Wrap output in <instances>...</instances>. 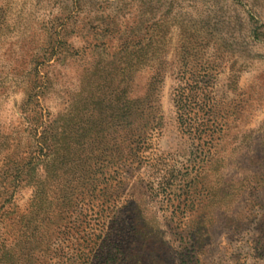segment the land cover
Returning a JSON list of instances; mask_svg holds the SVG:
<instances>
[{"label": "rangeland", "instance_id": "374dc122", "mask_svg": "<svg viewBox=\"0 0 264 264\" xmlns=\"http://www.w3.org/2000/svg\"><path fill=\"white\" fill-rule=\"evenodd\" d=\"M0 10V264H264V0Z\"/></svg>", "mask_w": 264, "mask_h": 264}, {"label": "trees", "instance_id": "16d2710c", "mask_svg": "<svg viewBox=\"0 0 264 264\" xmlns=\"http://www.w3.org/2000/svg\"><path fill=\"white\" fill-rule=\"evenodd\" d=\"M1 11V10H0ZM4 18L2 13L0 12V26L3 23ZM44 59V58H42ZM44 60L37 59L33 60L32 67L33 69L30 70L28 73L29 75L24 76L23 74L21 75L19 81L22 83H27L28 79L33 80L30 82V88L28 91H25L26 95V104H32L30 108H22L20 107V112L26 117L29 123V127H27V132L29 135V148L28 152L26 153V158H24L23 162L19 164L17 169H20V166L23 167L24 165L30 164L33 162L34 158L36 155H38V152L35 151V147H38L37 142V133H38V128L43 124V111L42 107L38 101L37 98V87L40 85L36 82V79L38 78V71H37V66L41 63H43ZM5 84V80L0 81V84L3 85ZM2 91V90H0ZM43 147H40L39 150H43ZM16 159L17 157H12L11 153L4 154L3 161L1 162L2 165L0 166V207L4 205L6 201H8L10 197V191L12 189V182L14 178L16 177L18 171H14V165H16ZM20 171V170H19ZM118 229V228H117ZM116 251L118 253L122 254V248L121 245H117ZM111 253L110 249L103 250V257L101 259L102 264H108L109 258Z\"/></svg>", "mask_w": 264, "mask_h": 264}]
</instances>
